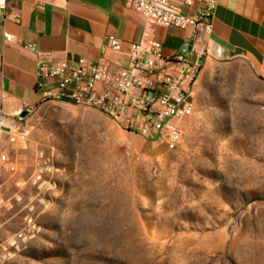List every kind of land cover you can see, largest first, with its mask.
I'll return each mask as SVG.
<instances>
[{
    "label": "rangeland",
    "instance_id": "obj_1",
    "mask_svg": "<svg viewBox=\"0 0 264 264\" xmlns=\"http://www.w3.org/2000/svg\"><path fill=\"white\" fill-rule=\"evenodd\" d=\"M199 69L173 149L86 105L43 100L5 120L17 130L1 148L52 163L39 234L7 264H264V77L245 58ZM16 210L0 219L15 227Z\"/></svg>",
    "mask_w": 264,
    "mask_h": 264
},
{
    "label": "built area",
    "instance_id": "obj_2",
    "mask_svg": "<svg viewBox=\"0 0 264 264\" xmlns=\"http://www.w3.org/2000/svg\"><path fill=\"white\" fill-rule=\"evenodd\" d=\"M198 1L200 4L193 14H188L186 8L192 0H124L126 7L142 14L145 28L141 39L129 44L127 64L117 71H112L103 57L96 62L85 57L52 61L50 53L32 43L21 42L23 48L37 57L36 87L42 101L94 107L125 130L137 132L168 149L177 147L184 137V123L194 112L193 93L200 65L188 57L187 42L175 54L165 56L161 43L152 33L155 26L193 27L194 38H198L201 31H209L218 0ZM6 5L7 0H0V28ZM13 18L17 20L18 14ZM16 40L13 34L4 32L6 43ZM104 48L116 53L122 51L120 40L111 34L106 37ZM47 80H51V87L47 86ZM19 114H0L1 141H15L16 123L5 120ZM51 168V158L41 150L33 152L29 163L24 165L0 147V171L7 173L6 177L0 175V210L18 206L16 214L23 211L15 227H11V218L0 219V264L9 263L38 236L41 227L36 221L35 201L41 204L47 201ZM17 173H21L20 179L15 177ZM8 185L16 191L6 199L4 192ZM25 186L29 190L22 199L19 192L24 191ZM35 187L37 192H31Z\"/></svg>",
    "mask_w": 264,
    "mask_h": 264
},
{
    "label": "crops",
    "instance_id": "obj_3",
    "mask_svg": "<svg viewBox=\"0 0 264 264\" xmlns=\"http://www.w3.org/2000/svg\"><path fill=\"white\" fill-rule=\"evenodd\" d=\"M199 4L192 0L186 12L193 14ZM144 28L142 14L124 0H7L0 28V114L12 116L42 101L36 87L37 57L21 42L50 53L52 61L85 57L96 62L103 57L117 71L127 64L129 44L141 39ZM193 31L155 26L152 35L165 56L187 42L188 57L200 66L210 59L245 58L264 77V0H218L210 30L198 38ZM4 32L17 40L6 43ZM110 34L120 40L121 52L104 48ZM46 83L51 87V80Z\"/></svg>",
    "mask_w": 264,
    "mask_h": 264
},
{
    "label": "water",
    "instance_id": "obj_4",
    "mask_svg": "<svg viewBox=\"0 0 264 264\" xmlns=\"http://www.w3.org/2000/svg\"><path fill=\"white\" fill-rule=\"evenodd\" d=\"M28 113V110L24 109L20 112V116L23 117Z\"/></svg>",
    "mask_w": 264,
    "mask_h": 264
}]
</instances>
